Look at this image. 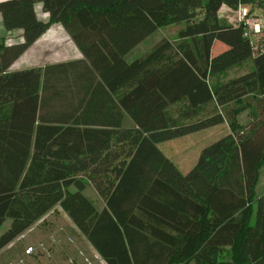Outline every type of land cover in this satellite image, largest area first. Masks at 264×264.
Segmentation results:
<instances>
[{
  "label": "trees",
  "instance_id": "obj_1",
  "mask_svg": "<svg viewBox=\"0 0 264 264\" xmlns=\"http://www.w3.org/2000/svg\"><path fill=\"white\" fill-rule=\"evenodd\" d=\"M250 4L264 10V0H0L1 27L20 32L0 41V226L10 220L0 251L58 206L105 264H264V49L217 14ZM51 23L82 57L9 70ZM168 25H181L175 38L126 60ZM215 40L225 48L211 54ZM246 59L248 71L207 83ZM248 104L261 119L246 130L236 121ZM222 122L228 132L186 172L157 147Z\"/></svg>",
  "mask_w": 264,
  "mask_h": 264
},
{
  "label": "rangeland",
  "instance_id": "obj_2",
  "mask_svg": "<svg viewBox=\"0 0 264 264\" xmlns=\"http://www.w3.org/2000/svg\"><path fill=\"white\" fill-rule=\"evenodd\" d=\"M35 8L37 16L41 19H45L46 13L40 11L38 4L35 5ZM246 8L248 22L253 21L259 24L260 31L258 37L254 38L253 42V48H255L254 52H257L264 49V10L254 4L247 5ZM217 14L220 19L229 23L236 22L235 11L223 5ZM55 24L58 23H51L37 41L31 44L25 53L19 55L13 67H40L55 61L57 58L64 59V61L65 59L69 60L68 58L74 55V48H72V46L67 51V48L62 45V43L66 41L67 44L72 45L68 40H64L65 37L63 36H65V34L63 33V36H61L60 31L59 33H52ZM180 26L181 25H168L159 27L151 37L159 38L166 36L173 39L175 38L176 29ZM19 33L20 32L16 29L4 30L0 25V41L4 43L18 41ZM213 45H216V43L212 44V47ZM214 49L215 48H213V50ZM250 67V60L246 59L209 76L207 78V83L210 86L218 85L219 83L225 82L234 76L248 71ZM240 105H243V102H241ZM253 112L256 113L253 107L248 104L238 113L236 121L238 126L244 127L243 125H245L246 129L252 122V119L259 121L261 119L260 114H258L256 118H253L251 116ZM228 130L227 124L222 122L171 140L157 143V147L174 163L178 170L186 172L195 162L199 150L221 137L228 132ZM259 173L255 189L257 194L261 192L262 186L264 185V162L259 169ZM83 193L92 200L96 207H101L102 201L90 186H86ZM42 219L40 223L36 224L30 232L26 233V235L21 240L17 241L11 248H3L0 251V264H6L7 262L16 264L19 258L23 260V264H72L73 260L76 261L75 263L78 262V260H75L77 257L81 259L78 264H87L85 260H87L89 264H100L97 258H95L94 252L83 249L85 246L84 238L58 206H55L47 215H43ZM9 221L10 220L6 218L2 222L0 232L7 228ZM28 246L32 247L33 250L30 254L25 255L23 254V250ZM78 250H82V256L77 253Z\"/></svg>",
  "mask_w": 264,
  "mask_h": 264
},
{
  "label": "crops",
  "instance_id": "obj_3",
  "mask_svg": "<svg viewBox=\"0 0 264 264\" xmlns=\"http://www.w3.org/2000/svg\"><path fill=\"white\" fill-rule=\"evenodd\" d=\"M221 9V7L219 8V10ZM218 10V11H219ZM59 31L61 32V36H63V33L65 34V36H63V37H65V39L64 40H68L69 41V43L70 44H72V45H69V44H67V41L66 42H64V43H62V45H64V47L65 48H67V51L69 50V48L72 46V48H74V55L72 56V57H70V58H68L69 60L70 59H80L81 57H82V55H81V53L79 52V50L76 48V46L74 45V43L70 40V38H69V36L66 34V32L64 31V29L59 25V24H55L54 25V31L52 32V33H59ZM155 33V32H154ZM42 35V34H41ZM40 35V36H41ZM153 35V33L151 34V35H149L148 37H146L141 43H139V44H137L136 46H134L132 49H130L126 54H125V58H126V60H131V59H133V58H135V57H137L138 55H141V53H143V52H145V51H147L148 49H150V47L153 45V44H155L161 37H155V38H152L151 36ZM39 36V37H40ZM38 37V38H39ZM164 37V36H163ZM166 37V36H165ZM37 38V39H38ZM37 39L34 41V42H36L37 41ZM155 39V40H154ZM33 42V43H34ZM63 42V41H62ZM32 43V44H33ZM214 43H216V45H213V47H211V50H210V52H211V54H215V53H217V52H219L220 50H223L224 48H225V46L222 44V43H220V42H218V41H213V43L212 44H214ZM221 44V45H219V44ZM31 46V45H30ZM29 46V47H30ZM29 47L28 48H26L22 53H25V51H27L28 49H29ZM213 48H215L214 50H213ZM212 50H213V52H212ZM21 55V54H20ZM19 58V56L10 64V66H9V69L10 70H19V69H23V68H18V67H13L14 66V63H15V61L17 60ZM65 60H67V59H65ZM60 61H64V59H59V58H57V59H55V61H52V62H49V63H54V62H60ZM18 66V65H17ZM264 191V185L262 186V190H261V192H263ZM261 192H259V193H261ZM258 193V194H259ZM85 240V239H84ZM85 242V246L83 247V249L84 250H87V251H91V252H94V250L91 248V246L86 242V241H84ZM77 253L80 255V256H82L83 255V252H82V250L80 251V250H78L77 251ZM73 260V259H72ZM75 260H78V262L79 261H81V259H78V257H77V259H75ZM76 261H74L73 260V263H72V261H71V263L72 264H78V262L77 263H75Z\"/></svg>",
  "mask_w": 264,
  "mask_h": 264
},
{
  "label": "built area",
  "instance_id": "obj_4",
  "mask_svg": "<svg viewBox=\"0 0 264 264\" xmlns=\"http://www.w3.org/2000/svg\"><path fill=\"white\" fill-rule=\"evenodd\" d=\"M246 13H247V9L245 7H239L236 11V18L238 21L243 22V24L245 25L244 36L248 40H250L251 43H253L254 38L258 37L259 31H260L259 24L256 22H253V21L248 22V20H247L248 18L246 17V15H247ZM42 220H43L42 217L37 219L33 224H31L23 232H21L19 235H17L12 241H10L6 245V248H10L14 243L21 240L26 235V233L30 232L34 228V226L36 224L40 223ZM32 250H33L32 247L28 246L23 250V254L28 255L32 252ZM94 256H95V258H97V260L100 264H105V262L100 258V256L95 251H94ZM85 262L87 264H89L87 262V260H85ZM6 264H13V263L7 262ZM16 264H23V260L21 258H19Z\"/></svg>",
  "mask_w": 264,
  "mask_h": 264
}]
</instances>
